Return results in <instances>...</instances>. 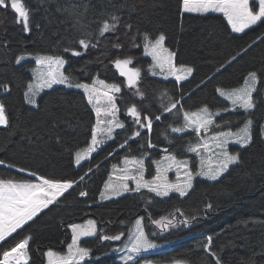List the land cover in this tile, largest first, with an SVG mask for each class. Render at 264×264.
Here are the masks:
<instances>
[{
  "label": "trees",
  "instance_id": "trees-1",
  "mask_svg": "<svg viewBox=\"0 0 264 264\" xmlns=\"http://www.w3.org/2000/svg\"><path fill=\"white\" fill-rule=\"evenodd\" d=\"M6 2L0 6V105L6 118L0 127V181L36 182L37 177L76 186L4 240L0 261L23 242L30 264H45L47 251L61 253L71 243V225L92 218L99 235L82 242L92 256L77 264H121L123 250L114 249V239L127 236L142 217L148 239L161 249L134 264H264V20L235 35L222 16L183 14V0H21L27 33ZM145 36H164L176 66L194 69L192 79L152 77ZM23 55L63 58L73 83L98 77L121 87L117 104L125 126L81 167L75 166V155L89 146L95 127L85 95L57 87L38 97L36 109L29 107L26 93L36 64L18 66ZM123 61L139 74L136 88L117 70ZM252 73L260 77L255 110L247 114L237 108L218 119L220 128L235 130L249 117L254 121L253 141L238 149L237 166L217 182L195 181L187 197L161 198L143 190L99 201L112 166L124 157L158 159L163 151L189 157L198 138L172 136L170 128L203 107L229 110L219 89L239 88ZM133 107L139 118L131 116ZM234 116L238 123L228 125Z\"/></svg>",
  "mask_w": 264,
  "mask_h": 264
},
{
  "label": "rangeland",
  "instance_id": "rangeland-1",
  "mask_svg": "<svg viewBox=\"0 0 264 264\" xmlns=\"http://www.w3.org/2000/svg\"><path fill=\"white\" fill-rule=\"evenodd\" d=\"M10 4L24 24L26 32L29 33L28 12L23 8L21 0H10ZM6 5V0H0L1 7ZM183 14L222 16L233 34L241 35L264 20V0H183ZM143 45L145 57L151 60L149 71L152 77L165 82L174 80L178 83H185L192 79L194 69L176 66L175 54L167 47L164 36L155 40L145 36ZM31 61L35 62L36 67L32 71L33 80L26 93V102L29 107L36 109L37 100L41 94L63 87L82 92L95 115L92 140L87 148L75 155L74 163L79 168L112 144L116 140L117 132L124 128L125 124L120 117L117 104L121 87L98 77L91 83H73L66 76V62L60 57L23 55L17 59V65L22 66ZM117 70L126 78L130 87L138 86L139 74L130 68L128 61L117 64ZM259 86L260 77L257 73H252L239 88L219 89L218 95L229 105V110H212L203 107L186 114L182 125L170 128L172 136L195 134L198 138L189 147V157L180 159L167 151H163L158 159H154L151 154H144L141 157H124L112 166L99 201L108 202L143 190L151 191L161 198H169L172 195L187 197L192 192L195 181L204 180L211 183L219 181L231 168L240 163L238 149L246 148L252 143L254 121L249 117L241 127L235 130L220 128L218 119L229 113L235 114L237 108L247 114L252 113L256 108L255 95ZM0 110V116H2L1 105ZM130 114L134 118L140 116L136 107L132 108ZM0 119L4 123L3 116ZM238 121V118L234 116L227 124L233 126ZM145 129L150 131L151 125L146 126ZM261 135L264 141V122L261 125ZM89 175L90 173L86 176ZM15 185L19 186L21 191L13 188ZM68 189L57 188L46 181L39 180L36 182L0 181V243L32 221L68 192ZM70 231L72 241L66 250L61 253L55 250L47 251L45 264H77L91 258L92 252L84 248L82 242L98 237V223L90 218L82 223L71 225ZM114 241L117 243L114 249L123 250L119 256L121 264H134L140 258L161 249L148 239L142 217L132 224L127 236H118ZM19 249L30 264L27 244L22 242Z\"/></svg>",
  "mask_w": 264,
  "mask_h": 264
},
{
  "label": "bare ground",
  "instance_id": "bare-ground-1",
  "mask_svg": "<svg viewBox=\"0 0 264 264\" xmlns=\"http://www.w3.org/2000/svg\"><path fill=\"white\" fill-rule=\"evenodd\" d=\"M2 110V109H1ZM0 110V112H1ZM2 116L4 118V123H2V120L0 119V127H5L6 126V118L4 116V114L2 113ZM0 116V117H2ZM44 180V179H42ZM46 180H44L45 182ZM46 183L55 186L57 188H63V189H68L69 188V184L66 185H60V184H55V183H51L46 181ZM73 186V185H72ZM75 186V185H74ZM71 188V187H70ZM73 188V187H72ZM71 188V189H72ZM70 190V189H69ZM3 235V234H2ZM29 262L27 261V259L23 256V254L21 253V250L19 248H15L12 251L8 252L3 260V262H1V264H28Z\"/></svg>",
  "mask_w": 264,
  "mask_h": 264
},
{
  "label": "water",
  "instance_id": "water-1",
  "mask_svg": "<svg viewBox=\"0 0 264 264\" xmlns=\"http://www.w3.org/2000/svg\"><path fill=\"white\" fill-rule=\"evenodd\" d=\"M34 179H37V180H39V181H44V180H42V179H40V178H37V177H34ZM79 182H81V181H79ZM75 186H76V185H75ZM75 186L73 185V186H71V188H72V187L74 188ZM71 188H69V189H71ZM69 189H68V190H69ZM2 242H3V241H2ZM0 244H1V243H0Z\"/></svg>",
  "mask_w": 264,
  "mask_h": 264
},
{
  "label": "built area",
  "instance_id": "built-area-1",
  "mask_svg": "<svg viewBox=\"0 0 264 264\" xmlns=\"http://www.w3.org/2000/svg\"><path fill=\"white\" fill-rule=\"evenodd\" d=\"M16 188V189H20V191H21V188L19 187V186H17V185H15V186H13V188ZM86 195H83V197H85ZM5 197V196H4Z\"/></svg>",
  "mask_w": 264,
  "mask_h": 264
}]
</instances>
